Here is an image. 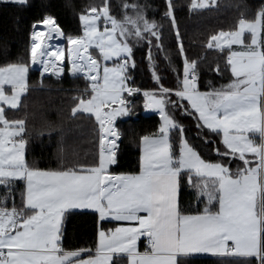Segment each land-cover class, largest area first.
I'll return each mask as SVG.
<instances>
[{
	"label": "snow or ice",
	"instance_id": "snow-or-ice-1",
	"mask_svg": "<svg viewBox=\"0 0 264 264\" xmlns=\"http://www.w3.org/2000/svg\"><path fill=\"white\" fill-rule=\"evenodd\" d=\"M214 3L193 0L191 8ZM121 8L118 19L108 2L92 6L91 14L80 16L82 35L65 33L46 15L33 22L28 59L0 66V264H111L113 253H128L129 264H181L182 258L205 253L264 264L259 203L264 186L258 179L264 174V122L254 115L264 120L258 104L264 98V5L258 10L259 34L241 17L233 30L219 31L208 40L207 48L227 50L231 79L219 86L202 83L197 61L188 58L173 0H166L163 15L174 29L183 60L175 86L162 87L155 68L154 52L171 53L163 44V24L150 19L137 3L125 2ZM57 38L71 47L53 43ZM145 44L152 89L138 85L133 75L136 46ZM66 50L73 76L83 74L88 84L73 97L69 117H94L100 133L98 155L77 150V142L62 131L55 165L41 166L27 156V114L9 117L6 108L22 107L33 65L42 74L60 76L64 65L57 61L65 60ZM214 71L222 74L218 64ZM137 106L158 114V128L142 135L138 167L120 171V125L123 118L136 115ZM86 157L91 160L82 162ZM203 166L218 171L210 174ZM186 191L191 194L187 204ZM77 214H91L98 222V247L65 248L66 225ZM141 237L144 251L139 250Z\"/></svg>",
	"mask_w": 264,
	"mask_h": 264
},
{
	"label": "trees",
	"instance_id": "trees-1",
	"mask_svg": "<svg viewBox=\"0 0 264 264\" xmlns=\"http://www.w3.org/2000/svg\"><path fill=\"white\" fill-rule=\"evenodd\" d=\"M103 2L110 4L111 13L118 19L123 15L121 8L123 3H137L143 6L145 14L150 19L163 24V44L171 53L154 52L157 55L155 68L163 82L162 87L177 85L179 75L176 72L182 73L183 60L177 50L174 29L170 21L164 19L166 0H28L27 6L0 2V66L28 59L30 33L34 30L33 22L38 21L41 15L53 16L59 21L65 33L80 35L82 32L80 16L90 14L92 6H99ZM192 2L193 0H173L177 26L188 58L197 61L196 67L201 82L211 81L219 86L231 79L226 63L227 50L221 53L219 50L207 48L208 40L219 31L233 30L241 17L245 18L243 22H254L261 13L258 10L264 5V0H215L211 7L201 10L192 9ZM147 47L146 44L136 46L138 67L133 70V75L138 85L152 89L155 84L151 65L145 58ZM65 48H68L66 43ZM217 64L222 74L214 71ZM63 65L64 72L60 76L50 75L44 78H41L39 71L31 67L28 74L29 89L22 97V107L17 110L6 108L9 117L19 118L27 114L29 132L27 156L29 160L38 162L41 166L55 165L62 131L67 139L77 142L74 145L77 150L84 154L95 152L98 155L100 133L94 117L83 113L78 114L75 120L69 117L70 109L76 103L73 97L87 88L88 84L82 74L73 76L67 50ZM135 111V116L124 119L125 122L120 125L124 134L120 145L122 152L120 171L138 167L137 158L140 154L142 135L158 128L159 116L145 115L142 106H137ZM212 139L214 143H220L217 137ZM220 147L223 145L220 144ZM205 155H209L207 150ZM90 160L91 157H86L82 162L87 163ZM262 180L264 183V174ZM0 193H3L2 188ZM16 199L18 203L20 197L17 196ZM190 201L191 194L186 191L184 202L187 204ZM262 202L264 208V199ZM97 227L98 222L91 214L70 217L65 231V248H91L93 244L97 246ZM112 264L122 263L115 260ZM181 264H249V261L242 258L190 257L182 258Z\"/></svg>",
	"mask_w": 264,
	"mask_h": 264
},
{
	"label": "crops",
	"instance_id": "crops-1",
	"mask_svg": "<svg viewBox=\"0 0 264 264\" xmlns=\"http://www.w3.org/2000/svg\"><path fill=\"white\" fill-rule=\"evenodd\" d=\"M247 25H255L256 29H257V34H259V28L262 24V19H261V13L258 15L257 19L254 21V22H243ZM81 35V34H80ZM245 39L246 41L250 39V35L248 33L245 34ZM71 47V46H70ZM233 47H236V46H233ZM96 51L94 49H90L89 51ZM214 50H217V49H214ZM29 74V73H28ZM28 81H29V75H28ZM263 99V98H262ZM145 115H157L158 114L153 111V110H148V109H145V112H144ZM100 115H106V113L104 112H101ZM164 114L161 113V118H163ZM123 119H126V118H123ZM147 139V138H146ZM195 158V157H194ZM203 170L205 171H208L210 174H211V170H212V167H209V166H203ZM262 175V174H261ZM145 245V238L144 237H141L140 241H139V250L140 251H144V246ZM99 246V242L97 243V247ZM112 261H111V264L117 260V261H120V263L122 264H129V255L128 253H113L112 254ZM192 257H212V258H240V257H236V256H231V255H223V256H213L212 254H195L194 256Z\"/></svg>",
	"mask_w": 264,
	"mask_h": 264
},
{
	"label": "rangeland",
	"instance_id": "rangeland-1",
	"mask_svg": "<svg viewBox=\"0 0 264 264\" xmlns=\"http://www.w3.org/2000/svg\"><path fill=\"white\" fill-rule=\"evenodd\" d=\"M206 9V8H205ZM196 10H201V9H196ZM91 14V13H90ZM46 15L45 14H43V15H41V17L39 18V20H41L43 17H45ZM101 19H103V17L101 18ZM56 21H57V23H58V25L60 26V23H59V21L56 19ZM82 22V21H81ZM61 27V26H60ZM82 28H83V22H82ZM62 29V28H61ZM100 31L102 32L103 31V28L101 29L100 28ZM81 35H82V32H81ZM62 43L63 44H65L66 42H64V41H62ZM70 46L68 45V48H69ZM65 61V60H64ZM64 61H57V63L58 64H63L64 63ZM69 62H70V64H71V60H70V58H69ZM35 70H37V71H39V73L41 74V78H44V77H47V76H50V75H52V76H56V75H53L51 72L49 73V74H42V72H41V69H40V66L39 65H33L32 66ZM83 75V74H82ZM258 104H259V106L262 108V109H264V99H260V101L258 102ZM254 106H256V105H254ZM255 115V118L257 119V121L258 122H264V120H262L261 119V116L259 115V114H254ZM255 139H259V137L257 136V137H255ZM218 171V168H214V167H212V170H211V174H214V173H216ZM259 186H264V183H263V180H262V175H260L259 176Z\"/></svg>",
	"mask_w": 264,
	"mask_h": 264
},
{
	"label": "bare ground",
	"instance_id": "bare-ground-1",
	"mask_svg": "<svg viewBox=\"0 0 264 264\" xmlns=\"http://www.w3.org/2000/svg\"><path fill=\"white\" fill-rule=\"evenodd\" d=\"M42 29H44V26H40ZM45 31H47V29H44ZM62 38H57L56 40L53 41V43H62ZM39 51V50H38ZM50 73V72H49ZM49 73H45L46 75Z\"/></svg>",
	"mask_w": 264,
	"mask_h": 264
},
{
	"label": "built area",
	"instance_id": "built-area-1",
	"mask_svg": "<svg viewBox=\"0 0 264 264\" xmlns=\"http://www.w3.org/2000/svg\"><path fill=\"white\" fill-rule=\"evenodd\" d=\"M103 27V26H102ZM264 99V98H263ZM259 203H260V210H261V212H262V214H264V208H263V202H262V199L259 201ZM145 246V245H144Z\"/></svg>",
	"mask_w": 264,
	"mask_h": 264
},
{
	"label": "water",
	"instance_id": "water-1",
	"mask_svg": "<svg viewBox=\"0 0 264 264\" xmlns=\"http://www.w3.org/2000/svg\"><path fill=\"white\" fill-rule=\"evenodd\" d=\"M63 40V39H62Z\"/></svg>",
	"mask_w": 264,
	"mask_h": 264
}]
</instances>
